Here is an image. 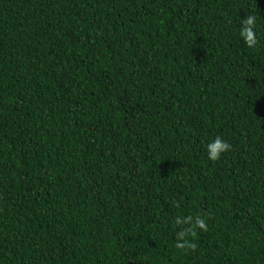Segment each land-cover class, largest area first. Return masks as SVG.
Instances as JSON below:
<instances>
[{"label":"trees","instance_id":"16d2710c","mask_svg":"<svg viewBox=\"0 0 264 264\" xmlns=\"http://www.w3.org/2000/svg\"><path fill=\"white\" fill-rule=\"evenodd\" d=\"M0 264H264V0H0Z\"/></svg>","mask_w":264,"mask_h":264},{"label":"clouds","instance_id":"9594fccd","mask_svg":"<svg viewBox=\"0 0 264 264\" xmlns=\"http://www.w3.org/2000/svg\"><path fill=\"white\" fill-rule=\"evenodd\" d=\"M256 26V17L254 15H249L241 20V28L239 35L243 40L244 45L249 49H255L258 44L257 33L254 30ZM231 145L220 137H216L211 140L206 145L207 158L210 161H217L220 159L223 153H226L230 149ZM181 221L178 219L177 224ZM184 224H192L191 218L189 220L183 221ZM194 227L204 228V222L202 219L197 218L195 220ZM187 231V230H186ZM186 232H181V239H183ZM189 247H194V245H188ZM178 247H184L183 244L178 245Z\"/></svg>","mask_w":264,"mask_h":264}]
</instances>
